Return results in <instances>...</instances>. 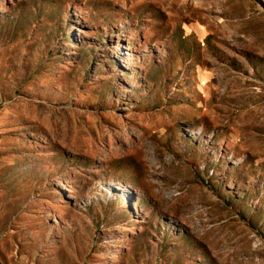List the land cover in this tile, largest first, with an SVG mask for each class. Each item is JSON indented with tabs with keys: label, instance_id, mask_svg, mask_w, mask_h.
<instances>
[{
	"label": "rangeland",
	"instance_id": "rangeland-1",
	"mask_svg": "<svg viewBox=\"0 0 264 264\" xmlns=\"http://www.w3.org/2000/svg\"><path fill=\"white\" fill-rule=\"evenodd\" d=\"M0 264H264V0H0Z\"/></svg>",
	"mask_w": 264,
	"mask_h": 264
}]
</instances>
